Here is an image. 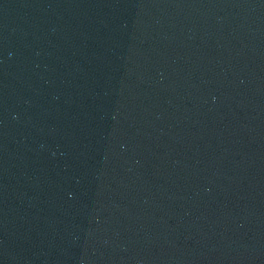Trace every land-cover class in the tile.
I'll use <instances>...</instances> for the list:
<instances>
[{
	"label": "water",
	"instance_id": "1",
	"mask_svg": "<svg viewBox=\"0 0 264 264\" xmlns=\"http://www.w3.org/2000/svg\"><path fill=\"white\" fill-rule=\"evenodd\" d=\"M0 264H264V0H0Z\"/></svg>",
	"mask_w": 264,
	"mask_h": 264
}]
</instances>
